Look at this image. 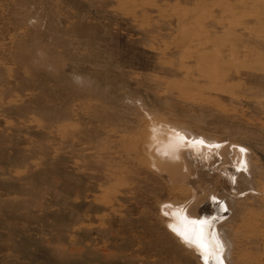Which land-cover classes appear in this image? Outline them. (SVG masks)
Wrapping results in <instances>:
<instances>
[{
	"label": "rangeland",
	"instance_id": "obj_1",
	"mask_svg": "<svg viewBox=\"0 0 264 264\" xmlns=\"http://www.w3.org/2000/svg\"><path fill=\"white\" fill-rule=\"evenodd\" d=\"M170 207L264 264V0H0V264L202 263Z\"/></svg>",
	"mask_w": 264,
	"mask_h": 264
},
{
	"label": "bare ground",
	"instance_id": "obj_2",
	"mask_svg": "<svg viewBox=\"0 0 264 264\" xmlns=\"http://www.w3.org/2000/svg\"><path fill=\"white\" fill-rule=\"evenodd\" d=\"M157 130L158 129L153 128L152 135L150 134L149 136L150 140L147 141V144H146L147 149L150 147V150H151L150 154H151V158L153 159L152 161L153 165L156 168L157 166H159L162 169H165V168L170 169V167H173V166L178 167L181 164V162L179 161V157H178L179 153H177L178 149L176 145V140L173 138V135L171 136L170 134L171 131L167 129L168 131L166 133L164 132V135H167L166 136L167 139L166 138L164 139L162 134H160L162 133V131L158 133ZM180 140L182 141V139ZM192 144L193 143H191V145ZM214 202H217V201H214ZM211 203H213V201ZM213 204H214V208L216 209L215 211H218L220 214L222 212L223 205L221 206L218 203H213ZM208 205L213 207V205H211L210 203ZM181 210L179 212L173 208H171L169 212L168 210H166L167 213L165 214L170 218V220L168 221V227L172 235L174 234L173 236L179 242L181 241V243H185L188 249H190V251L194 253V257L195 258L197 257L196 259H200L203 264H227L224 261V259L221 258L220 256L221 248H222L221 242H220L219 237L215 236L214 229H213V226L215 225L216 220H219V219H208V217H205V214H202V212L201 214L204 215L203 217L200 215L201 217L190 218L188 216L183 215V213H181ZM204 212H206V210ZM210 216H211V213L209 215V218H212Z\"/></svg>",
	"mask_w": 264,
	"mask_h": 264
}]
</instances>
